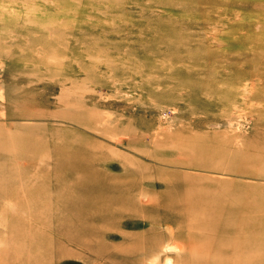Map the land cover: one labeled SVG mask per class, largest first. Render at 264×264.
<instances>
[{
  "label": "rangeland",
  "instance_id": "374dc122",
  "mask_svg": "<svg viewBox=\"0 0 264 264\" xmlns=\"http://www.w3.org/2000/svg\"><path fill=\"white\" fill-rule=\"evenodd\" d=\"M147 241L264 264V0H0V264Z\"/></svg>",
  "mask_w": 264,
  "mask_h": 264
},
{
  "label": "bare ground",
  "instance_id": "6f19581e",
  "mask_svg": "<svg viewBox=\"0 0 264 264\" xmlns=\"http://www.w3.org/2000/svg\"><path fill=\"white\" fill-rule=\"evenodd\" d=\"M256 26H257V25H256ZM255 62H256V60H255ZM257 62H258V61H257ZM257 62H256V63H257ZM251 82H252V81H251ZM243 88H244V87H243ZM168 185H169V184H168ZM166 187H167V186H166ZM171 187H172V186H171ZM188 187H189V188H192V187H190V186H188ZM173 188H174V187H173ZM186 188H187V187H186ZM186 188H185V189H186ZM140 189H141V188H140ZM166 189H167V188H166ZM169 189H170V187H169ZM167 190H168V189H167ZM189 190H191V189H189ZM139 191H140V190H139ZM186 191H188V190H186ZM186 191H185V192H186ZM72 192H73V191H72ZM167 192H168V191H167ZM189 192H190V191H189ZM140 193H141V192H139V194H140ZM191 193H192V190H191ZM227 196H228V195H227ZM189 197H191V195H190ZM197 197H199V196H197ZM144 198H145V197H144ZM194 198H195V197H194ZM189 199H190V198H189ZM195 199H196V198H195ZM199 199H200V198H199ZM237 199H238V198H237ZM240 199L242 200V198H240ZM67 200H68V199H67ZM196 200H198V199H196ZM232 200H233V199H232ZM70 201H71V200H70ZM185 201H186V203H184V204L187 205V200H185ZM191 201H192V200H191ZM198 201H199V200H198ZM230 201H231V200H230ZM235 201H236V200H235ZM253 201H254V200H253ZM126 202H127V201H126ZM189 202H190V201H189ZM189 202H188V203H189ZM200 202H201V201H200ZM200 202H199V203H200ZM207 202H208V201H207ZM65 203H66V202H65ZM189 204H190V203H189ZM200 204H202V202H201ZM214 204H215V203H214ZM241 204H242V203H241ZM71 205H72V203H71ZM71 205H70V206H71ZM190 205H191V204H190ZM190 205H188V206H190ZM193 205H195V203H193ZM193 205H191L192 208H193ZM204 205H205V204H204ZM68 206H69V203H68ZM74 206H75V205H74ZM184 206H185V205H184ZM188 206H186V208H187ZM196 206H197V205H196ZM199 206H200V205H199ZM208 206H210V205H208ZM218 206H219V205H218ZM234 206H235V205H234ZM256 206H257V205H256ZM113 207H114V206H113ZM202 207H204V206H200L199 208L202 209ZM75 208H76V207H75ZM189 208H190V207H189ZM189 208H187L186 211H187V210H190V211L192 210V208H191V209H189ZM199 208H198V209L196 208V210H199ZM217 208H218V207H217ZM257 208H258V206H257ZM259 208H260V206H259ZM126 209H127V207H126ZM134 209H135V208H134ZM165 209H166V207H165ZM167 209H168V208H167ZM167 209H166V211H167ZM219 209H220V208H219ZM62 210H63V209H62ZM128 210H129V209H128ZM132 210H133V209H132ZM202 210H203V209H202ZM221 210H222V209H221ZM65 211H67V209H66ZM65 211H64V214H67ZM69 211H70V210H69ZM72 211H73V210H72ZM190 211H189V212H190ZM210 211H211V209H210ZM59 212H60V211H59ZM70 212H71V211H70ZM119 212H120V211H119ZM123 212H124V211H123ZM125 212H126V211H125ZM127 212H128V211H127ZM129 212H130V211H129ZM140 212H141V211H140ZM161 212H162V215H163V214H164L163 211H161ZM171 212H172V211H171ZM189 212H188V213H189ZM191 212H192V215H191V216H194V217H195V214H193V212L196 213V212H198V211H191ZM191 212H190V214H191ZM211 212H212V211H211ZM61 213H62V212H61ZM71 213H72V212H71ZM100 213H101V212H100ZM108 213L110 214V212H108ZM178 213H179V212H178ZM188 213H187V214L185 213V214H186V215H189ZM198 213H200V212H198ZM198 213H197V214H198ZM204 213H205V212H204ZM212 213H215V212H212ZM219 213H220V211H219L217 214H219ZM90 214H91V213H90ZM97 214H98V213H97ZM116 214H117V212H116ZM202 214H203V213H202ZM202 214H201V215H202ZM217 214H216V215H217ZM242 214H243V212H242ZM95 215H96V214H95ZM98 215H99V214H98ZM102 215H103V214H102ZM102 215H100V217H101ZM148 215H149V214H148ZM201 215H200V216H201ZM212 215H213V214H212ZM225 215H226V214H225ZM109 216H110V215H109ZM160 216H161V215H160ZM196 216H197V218L194 219V217H193V220H192V221L197 220V222H198V221L201 220V218L198 217L199 215H196ZM217 216H218V215H217ZM220 216H221V214H219V217H220ZM162 217H163V216H162ZM166 217H167V216H166ZM183 217H184V216H183ZM189 217H190V216H189ZM201 217L203 218V215H202ZM204 217H205V216H204ZM211 217H212V216H211ZM101 218L103 219V217H101ZM168 218H169V216H168ZM191 218H192V217H191ZM207 218H208V217H207ZM216 218H217V217H216ZM216 218L213 217L212 220L214 221V220H216ZM161 219H162V218H161ZM204 219H205V220H204ZM204 219H202V220H203V221H202L203 223H204V221L206 222V217H205ZM98 220H100V218H99ZM98 220H97V221H98ZM153 220H154V219L152 218V221H153ZM219 220H220V218H219ZM100 221H101V220H100ZM104 221H105V220H104ZM104 221H103V222H104ZM154 221H155V220H154ZM164 221H165V220H164ZM164 221H163V222H164ZM171 221H172V220H171ZM222 221H223V220H222ZM231 221H233V220L231 219ZM101 222H102V221H101ZM148 222H149V221H148ZM197 222H195V223H197ZM215 222H216V221H215ZM215 222H212V223L215 225V224H216ZM225 222H226V220H224V223H225ZM227 222H228V220H227ZM227 222H226V224H227ZM229 222H230V221H229ZM99 223H100V222H99ZM99 223H98V224H99ZM195 223H191V224H195ZM200 223H201V222H198V224H200ZM217 223H219V221H217ZM224 223H223V224H224ZM233 223H234V222H233ZM159 224H160V223H159ZM188 224H189V223H188ZM191 224H189V225H191ZM226 224H224L223 226H225ZM81 225H82V224H81ZM83 225H84V224H83ZM106 225H107V224H105V226H106ZM108 225H109V224H108ZM206 225H207V226H208V225L211 226L212 224H211L210 221H207V224H206ZM206 225H205V226H206ZM214 225H213V226H214ZM111 226H112V225H111ZM148 226H149V225H148ZM150 226H151V225H150ZM153 226H154V225H153ZM185 226H186V223H185ZM191 226H192V225H191ZM194 226H195V225H194ZM207 226H206V227H207ZM216 226H217V225H216ZM226 226H227V225H226ZM98 227H99V226H98ZM107 227H109V226H107ZM155 227H159V226L155 225ZM155 227H154V228H155ZM201 227H202V225H200L199 229H200ZM203 227H204V226H203ZM232 227H233L232 229H234V225H232ZM99 228H102V227H99ZM159 228H160V227H159ZM192 228H193V226H192ZM194 228H195V227H194ZM194 228H193V229H194ZM196 228H197V225H196ZM204 228H205V227H204ZM236 228H238V227H236ZM147 229H149V228L147 227ZM147 229H146V230H147ZM152 229H153V228H152ZM152 229H151V230H152ZM156 229H157V228H156ZM160 229H161V228H160ZM184 229H185V228H184ZM190 229H191V228H190ZM215 229H217V227H216ZM215 229L213 228V230H215ZM98 230H99V229H98ZM144 230H145V229H144ZM144 230H142V232H143ZM151 230H150V231H151ZM201 230H202V228H201ZM209 230H210V229H209ZM153 231H154V230H153ZM188 231H189V230H188ZM199 231H200V230H199ZM211 231H212V229H211L209 232H211ZM235 231H236V230H235ZM238 231H239V230H238ZM100 232H101V229H100ZM200 232H201V231H200ZM200 232H197V233H200ZM145 233H146V232H145ZM148 233H149V231H148ZM146 234H147V233H146ZM201 234H202V232H201ZM144 235H145V234H144ZM206 235H208V234H205L204 236H206ZM142 236H143V235H142ZM228 236H229V235H228ZM230 236H231V235H230ZM145 237H146V236H145ZM193 237H194V236H193ZM202 237H203V236H202ZM211 237H213V236H211ZM211 237H210V235H209L207 238H205V239H207V241L209 240V241H208L209 243L207 244V246H208L209 244H211V246H212V241L210 240ZM40 238H41V237H40ZM40 238H37V241H38V239L40 240ZM191 238H192V237H191ZM196 238H197V239H200L199 237H196ZM134 239H135V238H134ZM148 239H149V238H147V240H148ZM194 239H195V237H194ZM194 239H193L192 241H194ZM212 239H215V238H212ZM217 239H218V237H217ZM217 239L214 241V243L217 241ZM241 239H242V238H241ZM41 240H42V239H41ZM41 240H40V241H41ZM51 240H52V239H51ZM130 240H131V239H130ZM132 240H133V239H132ZM144 240H145V241H144L145 244H147V243H146V238H144ZM203 240H204V239H203ZM203 240L200 239V241H203ZM218 240H219V239H218ZM223 240H224V239H222V241H223ZM228 240H229V238H228ZM40 241H39V242H40ZM157 241H158V240H157ZM205 241H206V240H204L203 243L206 244L207 241H206V242H205ZM210 241H211V242H210ZM219 241H220V240H219ZM219 241H217V242H219ZM225 241L227 242V240H225ZM225 241H223V243H224ZM132 242H133V241H132ZM147 242L150 243L149 241H147ZM152 242H153V241H152ZM177 242H178V241H177ZM197 242H198V241H197ZM220 242H221V241H220ZM135 243H136V242H135ZM140 243H142V242L140 241ZM194 243H195V242H194ZM194 243H193V245H194ZM255 243H256V242H255ZM129 244H130V243H129ZM142 244H143V243H142ZM195 244H196V243H195ZM216 244H217V243H215V246H216ZM224 244H226V243H224ZM224 244H223V245H224ZM130 245H131V244H130ZM137 245H138V244L136 243V245L134 246V243H133V246L131 245V247H129V249H130V251L132 252L133 256H135L136 254L139 253L140 256H142L143 258L146 259V258L149 257L151 254H153V252H156L155 255H156L157 257L153 258L154 260L151 259L152 261L150 262V264H154L155 259H157L158 256H159V248H160V246L162 245V242L160 243V241H159V242H157L156 244H152V245H151V243H150V245H148V246H147V245H146V246H141V245H140V246H139V245L137 246ZM167 245H168V244H167ZM193 245H192V246H193ZM199 245H200V244H199ZM218 245L221 246L219 243H218ZM136 246H137V247H136ZM205 246H206V245H205ZM207 246H206V247H207ZM219 246H217L218 249L220 248ZM226 246L228 247L229 245H225V248H227ZM234 246H236V245L234 244ZM193 247H194V246H193ZM196 247H197V246H196ZM199 247H200V246H198V248H199ZM201 247H202V246H201ZM201 247H200L201 251H198V250H199V249H198V250H197L198 252H202V251H203ZM165 248H166V247H165ZM169 248H170V247H169ZM174 248H176V246H175ZM177 248H179V247H177ZM181 248H182V247H181ZM181 248H179V249L181 250ZM207 248H210V247L208 246ZM207 248H205V249H207ZM221 248H223V247L221 246ZM232 248H233V247H232ZM235 248H236V247H235ZM235 248H233V249H235ZM249 248H250V247H249ZM233 249H232V251H233ZM236 249H237V248H236ZM246 249H247V248H246ZM165 250H166V249H165ZM192 250H193V249H192ZM195 250H196V249H195ZM230 250H231V249H230ZM247 250H248V249H247ZM250 250H251V249H250ZM250 250H248V251H250ZM22 251H23V250H22ZM128 251H129V250H128ZM20 252H21V251H20ZM113 252H114V251H113ZM136 252H137V253H136ZM206 252H207V250H206ZM216 252H217V251H216ZM250 252H251V251H250ZM253 252H254V251H253ZM23 253H24V252H23ZM25 253H26V251H25ZM25 253H24V254H25ZM114 253H116V252H114ZM135 253H136V254H135ZM203 253L205 254V252H203ZM211 253H212V251H211ZM234 253H235V251H234ZM236 253H238V252H236ZM247 253H248V252H247ZM20 254H21V253H20ZM111 254H112V253H111ZM129 254H130V253H129ZM200 254H201V253H200ZM213 254H214V251H213ZM249 254H251V253H249ZM249 254H248V256H249ZM25 255H26V254H25ZM196 255H199V254L196 253ZM201 255H202V254H201ZM215 255H216V254H215ZM233 255H234V254H233ZM236 255L238 256V254H236ZM245 255H246V254H245ZM131 256H132V255H131ZM193 256H194V255H193ZM211 256H213V255H211ZM223 256H224V255H223ZM237 256H236V257H237ZM252 256H253V253H252ZM196 257L198 258V256H196ZM213 257H214V256H213ZM213 257H212V258H213ZM234 257H235V255H234ZM140 258H141V257H139V259H140ZM143 258H142V259H143ZM197 258H195V259L197 260ZM199 258H200V257H199ZM199 258H198V260H199ZM209 258H210V255H209ZM214 258H215V257H214ZM218 258H219V256H218ZM248 258H249V257H248ZM250 258H251V257H250ZM103 259H104V258H103ZM132 259H133V258H132ZM134 259H135V258H134ZM134 259H133V260H134ZM136 259H137V258H136ZM139 259H137V260H139ZM142 259H140V260H142ZM164 259H165V258H164ZM200 259H201V258H200ZM124 260L127 261V258L124 259ZM137 260H134V261L137 262ZM169 260H170V259H169ZM169 260H167V261H169ZM134 261H133V262H134ZM188 261H189V260H188ZM200 261H201V260H199V263H200ZM142 262H144V260L141 261V262L139 261V263H142ZM189 262H190V261H189ZM192 262L194 263V260H193ZM201 262H202V261H201ZM204 262H205V261H204ZM186 263H187V261H186ZM197 263H198V262H197ZM199 263H198V264H199ZM228 263H229V264H235L233 261H228ZM137 264H138V263H137ZM164 264H165V263H164ZM170 264H171V263H170ZM194 264H195V263H194ZM203 264H204V263H203ZM207 264H211V263L208 262ZM214 264H222V263H220V262H215ZM224 264H225V263H224ZM241 264H244V262L242 261Z\"/></svg>",
  "mask_w": 264,
  "mask_h": 264
}]
</instances>
